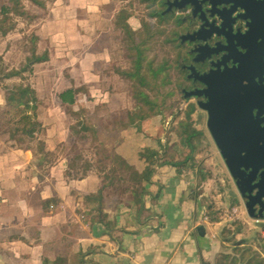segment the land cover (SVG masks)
<instances>
[{"label": "rangeland", "instance_id": "obj_1", "mask_svg": "<svg viewBox=\"0 0 264 264\" xmlns=\"http://www.w3.org/2000/svg\"><path fill=\"white\" fill-rule=\"evenodd\" d=\"M10 1L0 0V177H10L14 170L19 171L16 163L22 164L21 160L29 157L18 151L20 147L16 139H21L18 131L21 127L17 124L18 118L11 116L17 103L12 100L13 105H8V98L17 87L27 90L34 98L35 104L29 114L36 112V118L31 123L38 126L34 132L23 137L24 141L40 155L45 153L39 150L41 140L45 137L49 148H55L59 153V164L66 168L68 163H65V158L79 155L78 169L88 171V177H74L67 182L73 188L77 187L78 192L89 193L98 184L92 168L96 166L99 151L105 152L101 159L106 168H110L107 158H112L116 163L120 162L123 169L138 176L141 170L135 157L141 153V146L133 131L125 129L126 116L133 106L128 94L131 83L116 75L117 69L127 71L130 68L123 46L124 24L117 21V16L125 15L124 11L129 13L128 26L132 35L134 33L136 36L132 37L133 40L136 44L144 45L145 50L150 45L153 49L151 55H155L158 52L157 45L166 44L161 37L157 43V36L164 32L154 27L143 13L148 2L140 0L137 4L136 0H37L38 4L34 5L30 0H22L23 16L1 15L2 8L8 7ZM146 30L154 37L151 41L147 40ZM59 45H65L66 52H57ZM174 48L175 45H171L166 49L171 67H176ZM151 55L142 59L143 67L149 59H154ZM158 55L159 58L164 56L162 53ZM37 59L49 64L43 67ZM30 62L32 66L28 64ZM170 70L173 89L168 94V98H171L166 106L178 107V110L172 111L173 115L168 117L164 125L161 126L156 119L149 121L146 128L148 134L155 132L152 136L158 134L162 142L168 139L172 145L176 142L175 135L180 121L183 126L185 124L184 117L176 118L177 112L182 108L180 97L178 99L176 93L179 75L171 68ZM11 73L17 75L10 77ZM68 89H73L75 95L72 107L62 105L58 99L59 94ZM114 116L111 122L118 123L116 129L112 130L110 126L105 129L109 119ZM82 122L93 127L97 133L94 136L90 132L76 135V124ZM79 135L85 139L81 140ZM32 139H36V144ZM59 143L62 145H57ZM71 143L78 146L74 148ZM190 143L194 146L192 157L199 176L194 172L190 175L195 178V188L204 187V199L207 201L205 208L214 215L212 222L229 225L239 234L248 231L246 236L250 237L248 245L251 247L247 249L248 256L252 253L256 257V263L259 261L264 264V221L250 219L246 215L233 191L226 168L221 159L216 157L213 146L199 143L196 136ZM9 150L17 154V162L9 161L16 157ZM183 151L189 153L188 149L183 148ZM234 232L227 230L221 234L233 237ZM252 248H258L261 254L252 251Z\"/></svg>", "mask_w": 264, "mask_h": 264}, {"label": "crops", "instance_id": "obj_2", "mask_svg": "<svg viewBox=\"0 0 264 264\" xmlns=\"http://www.w3.org/2000/svg\"><path fill=\"white\" fill-rule=\"evenodd\" d=\"M59 46L57 52H66L65 45ZM46 62L39 65L47 66ZM44 139L39 150L45 153L20 152L29 156L22 164L9 150L16 156L9 161L17 162L19 171L0 177V264H256V257L247 252L248 231L239 234L229 225L205 221L209 217L204 187L195 188L192 175L166 181L159 200L146 197L135 203L118 189L106 188L102 204L113 237L100 224H85L78 212L90 205L82 199L98 193L103 186L100 179L125 170L124 166L118 162L116 169L106 168L101 159L105 152L99 151L92 168L98 184L93 191L80 193L67 183L88 177V171L78 169L79 155L66 157L68 167H63L59 153ZM134 211H140L137 222ZM156 218L163 225L157 233L151 228ZM137 224L142 226L139 235L120 237V229L135 232ZM227 230L234 236H222ZM251 250L261 254L258 248Z\"/></svg>", "mask_w": 264, "mask_h": 264}, {"label": "flooded vegetation", "instance_id": "obj_3", "mask_svg": "<svg viewBox=\"0 0 264 264\" xmlns=\"http://www.w3.org/2000/svg\"><path fill=\"white\" fill-rule=\"evenodd\" d=\"M146 1L143 13L175 45L176 93L195 131L185 141L213 146L247 178L241 189L264 221V0Z\"/></svg>", "mask_w": 264, "mask_h": 264}, {"label": "trees", "instance_id": "obj_4", "mask_svg": "<svg viewBox=\"0 0 264 264\" xmlns=\"http://www.w3.org/2000/svg\"><path fill=\"white\" fill-rule=\"evenodd\" d=\"M30 1L34 5L38 4L37 0ZM139 2L140 0H136L137 4ZM2 14L23 16L25 13L22 0H11L8 7L2 8L1 15ZM124 14L125 15L117 16V21L124 24V27L122 26V37L125 45L123 46L126 52L125 58L130 62V68L127 71L117 69L116 75L123 81L131 83L128 94L133 101V106L129 114L126 116L127 124L124 121L122 124L125 123V129L127 131H133L141 146V153L135 157V162L139 166L141 173L136 176L132 171H127L126 169L118 173L108 172L109 178L100 179V181L103 180L102 189L95 195H89L82 199L84 205L89 204L90 208H85L84 211L81 210L78 212V214L83 217L85 224H100L106 228L108 233H110V236H112L111 231L114 228L103 211L102 196L104 189H118L122 196H127L133 202L138 203L143 201L146 197L159 200L160 195H162L164 190L165 182L169 179H182L192 174L191 172H194L199 176V173L193 163L192 152L194 150V146L191 145V141L186 142L184 139L186 133L189 134L191 139L195 134L194 130L186 129L185 125L183 126L180 121L178 131L175 135L176 142L172 145L169 144L168 139L166 142H162V139L158 136V134L152 136L155 132L151 135L147 133L146 124L149 121L158 119L160 125L162 126L168 117L173 115L172 111L178 110V107L173 108V106H171L170 108L166 106V102H168L171 98H168V94H170L173 89L170 76V68L172 69V67L169 63V55L166 53V49L171 45H157L156 50L158 52L155 55H151L153 49L150 45H147L148 47L145 50L143 49L144 45L136 44L133 40L132 37L136 36L134 33L132 35V31L128 26V19L130 18V15L127 11H124ZM145 34L147 36V40L149 41L154 38L151 37V32L148 30L145 31ZM146 36L143 35L144 38ZM163 36L164 33L157 36V43L158 38ZM158 53H162L164 56L159 58ZM150 55L151 57H154L156 61L154 59H149L143 67L142 59L149 58L148 56ZM37 61L40 60L37 59ZM32 62L28 64L32 66ZM14 75L17 74L11 73L10 77ZM14 91L15 92L12 96L8 98V105H13L12 100H15L17 103V107L15 109L12 107V110L14 109V111L11 116L13 118H18L17 124L21 127L18 129L21 139L18 140L15 137L14 138L19 143L20 149L18 151L23 153L29 151L33 154L34 149L29 146L28 142L24 141L23 137L34 132L35 129H38L37 125H33L31 123V121L36 118V112L33 111L32 115L29 114V110H32V105L35 104L34 98L30 96L27 90L19 87H17ZM58 99L62 105H74L75 95L73 89H68L62 94H59ZM177 113V119L183 117V112L181 110ZM112 118H115V116L109 119L105 129H107V126H110L112 130L116 129L115 126L118 123L111 122ZM74 131L76 132V135L82 132H90L94 136V134L97 133L93 127L88 126L84 122L77 123ZM32 141L34 142L33 139ZM183 148L185 150L188 149L189 153H185ZM171 151H173L172 154ZM115 164L116 160L110 159L109 167L114 168ZM104 182L107 183L104 184ZM139 213L140 211H134L135 222L138 221L137 218ZM207 216L212 221L214 215L207 212ZM155 221L156 226H150L153 232L157 233L163 228V225L159 222V218H156ZM140 228H142V226L137 224L135 232H126L120 229L119 235L120 237L124 235H139ZM256 264L262 263L258 261Z\"/></svg>", "mask_w": 264, "mask_h": 264}, {"label": "water", "instance_id": "obj_5", "mask_svg": "<svg viewBox=\"0 0 264 264\" xmlns=\"http://www.w3.org/2000/svg\"><path fill=\"white\" fill-rule=\"evenodd\" d=\"M222 162H223V165L224 167L226 168V171L229 175V177L232 179L234 185H236V190H237V194H238V198L240 200V203L243 207V209L245 210V213L246 215L250 218V219H254V220H260L262 219L261 217V214H260V211L259 213H257V215H255V206H258V204H251L248 202L247 200V195L248 193H245V191H243V189H241V186L247 184V178L246 177H243L241 178L242 175H236L235 174V171L233 169V167L230 166V161L223 156L222 158ZM252 184H254V186H259L260 183H261V176L258 175L256 177H254L252 179ZM250 193V192H249ZM258 197V192L256 193V198Z\"/></svg>", "mask_w": 264, "mask_h": 264}, {"label": "built area", "instance_id": "obj_6", "mask_svg": "<svg viewBox=\"0 0 264 264\" xmlns=\"http://www.w3.org/2000/svg\"><path fill=\"white\" fill-rule=\"evenodd\" d=\"M209 218H205V221H207ZM210 220V219H209ZM214 223H216L215 221H214Z\"/></svg>", "mask_w": 264, "mask_h": 264}]
</instances>
